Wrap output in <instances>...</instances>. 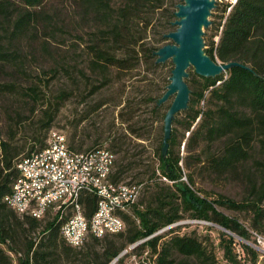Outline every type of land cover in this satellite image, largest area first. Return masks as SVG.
<instances>
[{"label":"trees","instance_id":"1","mask_svg":"<svg viewBox=\"0 0 264 264\" xmlns=\"http://www.w3.org/2000/svg\"><path fill=\"white\" fill-rule=\"evenodd\" d=\"M44 1L0 0V63L7 65L13 61V53L7 43L35 25L38 17L36 8ZM81 1L98 25L86 32L85 64L75 69L86 79L94 77L99 80V85L90 82L92 91L108 87L113 79L118 78L122 80V89L139 92L138 98L125 96L117 103L120 105L116 116L134 137L143 138V125L139 123L142 120V106L148 108V125L151 127V121L163 117L169 105L157 102L168 81L158 84L151 82L144 74L137 78L134 75L163 66V61H155L154 50L159 45L154 42L157 39L153 38L154 42L149 40L146 33L155 27V11L169 23L168 16L176 8L168 9L163 0H120L116 5L112 0ZM221 2L223 7L212 34L216 35V39L211 40L212 35H209L204 52L215 61H237L242 65H231L212 78L201 76L197 83L191 84L186 107L183 108L184 115L178 122L182 127L180 137L176 129L170 127L164 153L161 152L162 126L153 127L155 135L160 139L153 151L154 159L147 166L146 177L153 190L147 194L145 207L136 211L137 224L124 212L121 214L124 228L100 236L105 239L100 246H96L100 237L92 235L89 241L72 246L64 242L59 234L64 216L47 214L44 217L48 218L38 230L39 235L27 237L29 230L37 227L44 217L36 219L19 215L2 200V196L12 190L14 178L19 176L15 168L17 159L11 163L12 154H3L0 166V243L10 241L14 234L24 236V247L16 256V264H107L128 243L185 214L212 220L240 235L246 232L222 214L209 209L204 198L197 196L193 190L195 172L219 173L243 159L252 131L264 127V0ZM0 87L7 92H20L31 100L37 95L34 85L17 90L14 83L5 82ZM64 93L59 92V97ZM195 99H203L204 108H194L192 103ZM104 103L95 102L89 109L95 110ZM184 131H187L185 135ZM217 140L223 141L222 146L211 149ZM110 141V149L122 144L121 140ZM260 141L264 146V137ZM0 144L4 147L3 141ZM43 145L44 141H40L35 151L41 150ZM68 146L78 150L81 142L76 147L71 144ZM96 147L99 146L89 149ZM125 155L119 158V162H115L114 170L112 163L109 179L113 182H118L121 173L128 168L127 161L121 162ZM138 161L135 163L139 164ZM2 170L4 172L1 173ZM182 174L185 180L181 179ZM177 190H180V195ZM96 198L95 194L81 195L79 203H83L84 213H90ZM107 235L119 240L107 239ZM146 243L152 248L151 256H155V264H186L187 260L205 263L209 257L205 246L195 234L175 232L172 226L155 233ZM7 247L14 253L17 251L8 244ZM244 247L252 256L256 255L255 249L248 245ZM0 264H11L9 255L1 247Z\"/></svg>","mask_w":264,"mask_h":264},{"label":"rangeland","instance_id":"2","mask_svg":"<svg viewBox=\"0 0 264 264\" xmlns=\"http://www.w3.org/2000/svg\"><path fill=\"white\" fill-rule=\"evenodd\" d=\"M119 1L112 0L115 5ZM182 1L163 0L168 9L176 8V4ZM222 7L221 0H213V6L209 8V23L201 28L203 52L209 35L215 31ZM36 10L38 17L35 25L7 43L8 49L13 53V61L7 65L0 63V86L2 83L12 82L17 90L31 85L37 90L35 99L31 100L20 92H7L0 87V141L4 142V147L0 144V166L3 154H12V163L36 148L40 141H44L50 129L64 134L67 143L74 147L81 142L78 148L81 151L94 146L110 149V140H121L120 147L116 145L110 149L114 154L112 170L115 168V162H119V158L126 154L121 162L127 161L128 168L121 173L119 181L138 184V195L127 212L137 224L136 211L145 207L147 194L149 190H153V187L148 185L147 166L153 161V151L160 142L153 127L162 126V117L151 121L150 127L148 108L142 106V120L139 123L143 125L144 135L143 138L134 137L124 128V124L119 122L116 111L120 100L125 96L136 99L140 96L139 92L122 89V80L118 78L113 79L110 86L92 91L90 82L99 85V80L94 77L86 79L76 71L75 68H82L85 64L86 32L98 25L81 0H45ZM154 15L155 27L153 31L147 30V38L153 42V38H156L154 44L159 46L173 42L164 34L166 30L175 29L176 24L173 21L177 17L174 14L168 16L170 22L167 23L166 18L158 11H155ZM215 39L216 35H212L211 40ZM172 65L168 57L157 70L141 72L134 77L144 74L143 76L151 82L162 84L169 80ZM185 71L182 79L189 89V94L191 84L197 83L201 76L194 72L191 65H188ZM61 91L65 93L59 97L58 93ZM172 97L173 94H170L163 103H170ZM98 101L105 103L95 110H90L92 104ZM192 104L194 108H204L205 101L195 99ZM183 115V109L177 111L171 123V128L176 129L178 137L182 131L178 122ZM186 133L187 131H184V135ZM263 137L264 127L254 129L245 157L227 169L219 173H194V193L204 198L209 209L222 214L246 232L240 235L212 220L189 217L186 214L164 225L162 230L172 226L175 232L195 234L205 246L209 256L205 263L187 260L186 264H264V251L260 250L258 245L252 247L256 250L255 256L244 247L250 246L245 243L251 241L250 230L264 233V146L260 141ZM93 142L97 143L92 144ZM222 143V140H217L211 149L220 148ZM181 148L182 142L179 146L180 153ZM161 152L164 153L163 146ZM137 160H140L139 164L135 163ZM181 179H186L184 174ZM177 194L180 195V190H177ZM47 218L44 217L37 227L29 230L27 237H37L38 230ZM107 239L119 240L111 235H107ZM85 241H89V236L83 242ZM104 241L105 239L100 237L96 246H100ZM23 242L24 236L14 234L10 241L0 243V247L9 255L11 264H16V256L24 247ZM7 244L17 251L14 253L9 250ZM142 245L147 247L149 259L152 248L146 241ZM140 250L136 249L135 254L139 255ZM153 259L155 260V256ZM119 264L131 262L128 257L123 256Z\"/></svg>","mask_w":264,"mask_h":264},{"label":"built area","instance_id":"3","mask_svg":"<svg viewBox=\"0 0 264 264\" xmlns=\"http://www.w3.org/2000/svg\"><path fill=\"white\" fill-rule=\"evenodd\" d=\"M113 159V152L102 146L84 151L72 149L64 134L50 129L42 154H35L33 149L16 160L15 168L22 170V177L14 178V190H9V195H3L2 200L12 205L19 215L36 219L47 214L63 215L59 234L72 246L82 244L90 235L100 237L118 232L124 228L121 214L128 212L139 187L136 183L109 179ZM74 191H82V196H97L90 213H83L82 202L79 206L69 205ZM161 228L127 244L107 264H119L123 256L131 264H154L153 256L147 259V247L141 243ZM250 233L251 241L245 243L251 248L258 245L264 251V233L255 230ZM138 248L141 252L136 255Z\"/></svg>","mask_w":264,"mask_h":264},{"label":"water","instance_id":"4","mask_svg":"<svg viewBox=\"0 0 264 264\" xmlns=\"http://www.w3.org/2000/svg\"><path fill=\"white\" fill-rule=\"evenodd\" d=\"M211 6L213 0H183L177 3L173 11L177 17L173 21L176 27L164 34L173 42L165 43L154 50L155 61H164L169 57L173 63L165 89L157 98L159 103L173 94L162 117L163 150L166 148V139L170 133L171 119L177 111L186 107L188 100L189 89L182 79L186 74L185 68L191 65L194 72L200 76H214L231 65H242L237 61H215L202 51L201 28L209 23L207 15Z\"/></svg>","mask_w":264,"mask_h":264},{"label":"bare ground","instance_id":"5","mask_svg":"<svg viewBox=\"0 0 264 264\" xmlns=\"http://www.w3.org/2000/svg\"><path fill=\"white\" fill-rule=\"evenodd\" d=\"M42 152H43V148L41 150L35 151V154H42ZM18 174H19L18 177H22V170H18ZM12 190H14V183H13ZM81 195H82V191H74L73 194L69 198V205L70 206H79L80 205L79 200L81 198ZM9 206L14 210L12 205H9ZM83 213H84V206H83ZM155 233H157V232H155ZM150 256H151V254H150ZM154 264H155V261H154Z\"/></svg>","mask_w":264,"mask_h":264}]
</instances>
